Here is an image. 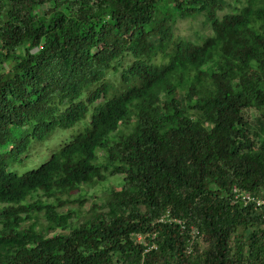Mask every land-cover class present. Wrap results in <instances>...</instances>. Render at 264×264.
Returning <instances> with one entry per match:
<instances>
[{"label":"trees","instance_id":"obj_1","mask_svg":"<svg viewBox=\"0 0 264 264\" xmlns=\"http://www.w3.org/2000/svg\"><path fill=\"white\" fill-rule=\"evenodd\" d=\"M236 1L0 0V264H264L233 193L264 190V0Z\"/></svg>","mask_w":264,"mask_h":264},{"label":"rangeland","instance_id":"obj_2","mask_svg":"<svg viewBox=\"0 0 264 264\" xmlns=\"http://www.w3.org/2000/svg\"><path fill=\"white\" fill-rule=\"evenodd\" d=\"M241 5V2H238L236 0H230V5L228 6V8L225 9L224 12H230L234 10V6L239 7ZM220 14H222V12H220ZM203 19L204 17L202 15H198L196 17H189L186 20L180 21L178 26L175 28L176 34L178 36H183L191 40H200L201 37L206 36L211 32L208 26L203 25ZM76 130L77 126L70 129L59 128L49 137V139L45 140L44 143L35 145L31 151V158L28 160V162H30V165L27 164V168H29L30 166L38 167L42 162H44L50 157V155L53 153L52 151L57 149V147L66 138L71 136L72 133L76 132ZM27 168L21 169L20 173L24 172V170ZM111 182L117 188L120 186L118 184V178H113ZM103 188L104 187L100 185L88 187V196L90 197L86 201V206L84 207L85 210L88 209L91 204L97 200L98 197H94V195H106L107 189Z\"/></svg>","mask_w":264,"mask_h":264},{"label":"built area","instance_id":"obj_3","mask_svg":"<svg viewBox=\"0 0 264 264\" xmlns=\"http://www.w3.org/2000/svg\"><path fill=\"white\" fill-rule=\"evenodd\" d=\"M233 193L234 202L241 201L244 205H252L255 209L261 211L264 216V190L261 194L255 195L247 191H241L238 187L235 186L233 188ZM195 233H198V231H195ZM138 239L141 243L148 244L147 242H142V237L139 236ZM152 248H156V245L153 244L149 246V248H146L145 251L147 252ZM188 251H191V247L188 249Z\"/></svg>","mask_w":264,"mask_h":264}]
</instances>
